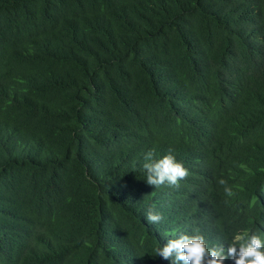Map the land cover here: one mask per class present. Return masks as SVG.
<instances>
[{
  "label": "trees",
  "instance_id": "1",
  "mask_svg": "<svg viewBox=\"0 0 264 264\" xmlns=\"http://www.w3.org/2000/svg\"><path fill=\"white\" fill-rule=\"evenodd\" d=\"M170 150L188 176L148 185ZM244 232L264 238V0H0V264H171L170 233L226 255Z\"/></svg>",
  "mask_w": 264,
  "mask_h": 264
},
{
  "label": "clouds",
  "instance_id": "2",
  "mask_svg": "<svg viewBox=\"0 0 264 264\" xmlns=\"http://www.w3.org/2000/svg\"><path fill=\"white\" fill-rule=\"evenodd\" d=\"M144 160L146 182L155 188L165 184L179 188V181L188 176L187 169L182 163L176 161L171 150L168 155L158 160L154 159V153L149 151L145 154ZM219 184L225 186L226 196L234 195L232 189L226 185V181L220 180ZM146 219L149 223H158L162 216L149 210ZM169 235L174 238L168 239L165 246L158 247L156 256L171 261V264H225L229 258L234 261V264H264V238L259 234L248 232L234 234L226 255L223 245L209 248L202 235L176 236L175 233Z\"/></svg>",
  "mask_w": 264,
  "mask_h": 264
}]
</instances>
